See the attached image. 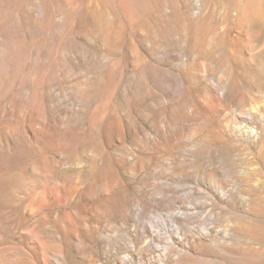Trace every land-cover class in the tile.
I'll list each match as a JSON object with an SVG mask.
<instances>
[{
  "label": "rangeland",
  "instance_id": "rangeland-1",
  "mask_svg": "<svg viewBox=\"0 0 264 264\" xmlns=\"http://www.w3.org/2000/svg\"><path fill=\"white\" fill-rule=\"evenodd\" d=\"M129 254L264 264V0H0V264Z\"/></svg>",
  "mask_w": 264,
  "mask_h": 264
},
{
  "label": "bare ground",
  "instance_id": "bare-ground-1",
  "mask_svg": "<svg viewBox=\"0 0 264 264\" xmlns=\"http://www.w3.org/2000/svg\"><path fill=\"white\" fill-rule=\"evenodd\" d=\"M246 11V10H245ZM244 11V12H245ZM246 13V12H245ZM247 13H250L251 14V12H247ZM253 13V12H252ZM243 15V14H242ZM252 15V14H251ZM244 16V15H243ZM242 16V17H243ZM258 17V16H257ZM209 97H210V99H211V101H209V100H207V102H210V103H212L211 104V107H213V108H215V107H217L218 108V105H219V103H220V96H219V94H218V91L215 89V87L214 88H210V90H209ZM208 99V98H207ZM223 105V104H222ZM216 109V108H215ZM225 111V110H224ZM223 113V112H222ZM224 114V113H223ZM228 114V113H227ZM240 117V116H239ZM227 118V117H226ZM235 119H237V118H235ZM229 120V119H228ZM227 122V121H226ZM234 122V121H233ZM227 123H229V122H227ZM152 127H153V129H154V131H155V133L153 134V136L152 137H146L147 139H149L150 140V142L152 143V147H153V145L155 146V145H159V144H162V145H170V144H172V143H174V141L175 140H177L179 137H180V135L184 132V129L182 128L181 129V127L177 124V125H173V126H170V127H167V126H165V124L163 123V122H161V120L160 119H154L153 121H152ZM229 125V124H228ZM227 127V126H226ZM244 127V126H243ZM249 127V126H248ZM194 130V129H193ZM231 130V129H230ZM245 130V129H244ZM246 132L248 131L247 129L245 130ZM250 131H251V129H250ZM193 132V131H192ZM192 132H191V134H192ZM244 132V131H243ZM252 132V131H251ZM196 133V132H195ZM250 133V132H249ZM253 133V132H252ZM189 134V133H188ZM251 134V133H250ZM192 135H194V134H192ZM192 135H190V136H192ZM243 135H245V134H243ZM247 135H248V133H247ZM246 135V136H247ZM251 136V135H250ZM140 137V139H138L137 137H135V140L136 139H138L137 141H136V143H134V145H135V148L137 147V148H141L142 147V143L144 144V145H147L148 143L145 141V139H144V137L145 136H139ZM191 138V137H190ZM144 139V140H143ZM149 146V145H148ZM148 146H147V148H146V150L147 149H150V148H148ZM136 148V149H137ZM145 147H143V149H144ZM212 149V148H211ZM142 150V149H141ZM145 150V149H144ZM152 149H150V151H151ZM153 150H155L154 148H153ZM190 150V149H189ZM188 150V151H189ZM156 151V150H155ZM191 152L193 151L192 149L190 150ZM148 152V151H147ZM152 152V151H151ZM148 161L149 162H151V163H153L155 160H156V155H154V154H150L149 156H148ZM143 161H144V159H143ZM157 162V161H156ZM145 163H146V161H145ZM154 169H156V168H154ZM153 168L151 169H147V171L145 172V177H147V178H155V176L157 175V171L156 170H154ZM163 172V171H162ZM161 172V173H162ZM178 175V174H177ZM180 176H182V175H180ZM180 176H179V178H180ZM192 177H193V180L194 179H196L195 178V176L194 175H191ZM157 177H158V175H157ZM156 177V178H157ZM160 177V176H159ZM158 177V178H159ZM177 177V176H176ZM209 177V176H208ZM210 178H208V180H209ZM211 180L214 182V183H216V187L215 188H218V186H220L219 185V183L217 182V179H216V175H214V174H212L211 175ZM209 182H211V181H209ZM208 182V183H209ZM212 183V182H211ZM215 185V184H214ZM212 186V185H211ZM214 187V186H213ZM210 188H212V187H210ZM192 189V188H191ZM212 189H214V188H212ZM161 190V189H160ZM219 190V189H218ZM151 191V190H150ZM149 191V192H150ZM161 191H163V190H161ZM170 191V190H169ZM193 191V190H192ZM214 191V190H213ZM217 191V190H216ZM220 191V190H219ZM152 192V191H151ZM148 193V197H149V200H153V201H156V202H158L159 201V203L160 202H162V201H160V199H161V197L162 196H164V198H165V194L164 195H161V197L160 198H158V196H160V195H158V192L156 193L157 195H154L153 193ZM169 193V192H168ZM174 193V192H173ZM160 194H162V192H160ZM170 194H172V192L170 193ZM173 195V194H172ZM111 197H107L106 196V198L107 199H109V200H112V195H110ZM174 196V195H173ZM166 197H167V195H166ZM172 197V196H171ZM163 197H162V199H164ZM168 198V197H167ZM175 198V197H174ZM106 200V199H105ZM109 200H107V201H109ZM114 200V199H113ZM177 200V199H176ZM150 201V202H151ZM170 201H171V199H170ZM174 201V200H173ZM175 202H177V201H175ZM179 202V201H178ZM155 203V202H154ZM139 204V203H138ZM156 205H157V203H155ZM163 204V203H162ZM110 205V204H109ZM109 205H108V203L106 202V201H104V202H100V203H98L96 206H90V207H86V208H83L82 209V211L84 210V213H86V212H91V213H94V214H97V215H102V216H106V215H108L109 214V212H110V208H109ZM141 205V204H140ZM159 205H161V204H159ZM139 206V205H138ZM162 206V205H161ZM140 207V206H139ZM142 207V206H141ZM137 208V207H136ZM138 209V208H137ZM130 213V212H129ZM135 213V212H134ZM136 214V213H135ZM134 214V215H135ZM141 215V214H140ZM139 215V216H140ZM131 216H133V215H131ZM138 216V215H137ZM130 217V216H129ZM133 219L135 218V217H132ZM141 218V217H140ZM131 219V218H130ZM129 219V220H130ZM132 220V219H131ZM142 222V221H141ZM82 224H84V223H82ZM137 224L138 223H136V225H135V227L137 226ZM140 225V224H139ZM80 226V225H79ZM145 226V225H144ZM85 227V226H84ZM88 227V226H87ZM93 227V226H92ZM142 227H143V225H142ZM82 228H83V226H82ZM82 228H80V229H82ZM89 228H90V226H89ZM108 228V227H107ZM106 228V229H107ZM85 230H88V229H86V228H84ZM92 229H94V227L92 228ZM97 229V228H96ZM109 229V228H108ZM142 229V228H141ZM103 230V229H102ZM89 231V230H88ZM87 231V232H88ZM93 231V230H92ZM120 231V230H119ZM119 231H111L110 229L109 230H105L104 232H103V236L101 235V237L103 238V241L105 242V244H106V246L107 247H110L111 248V250H112V248H116L117 249V247L121 244L120 243V234H118L119 233ZM140 232H141V230H139ZM138 231V232H139ZM83 232V231H82ZM143 232L144 233H149L150 232V230H149V228L147 227V226H145L144 228H143ZM94 233H96V231L94 232ZM98 233V232H97ZM131 233V232H130ZM134 233H136V232H134ZM142 233V232H141ZM151 233V232H150ZM81 234H84V233H81ZM122 235V234H121ZM138 235V234H137ZM147 235V234H146ZM85 236H87V235H85ZM90 236V235H89ZM150 236V235H149ZM98 237V236H97ZM123 237V236H122ZM141 237V236H140ZM144 238L145 237H147V236H143ZM143 237H141V238H143ZM133 236L131 237V238H128V243H130L131 245L133 244V242H134V244H135V241H133ZM137 238V237H136ZM143 238V239H144ZM149 238V237H148ZM151 238H153L152 237V235H151ZM125 240H126V238H125ZM135 240V239H134ZM144 240H146V239H144ZM127 241V240H126ZM149 241V243H150V240H148ZM101 242V241H100ZM121 242H122V240H121ZM145 242V241H144ZM128 243H126V244H128ZM104 244V243H103ZM129 244V245H130ZM152 244V243H151ZM135 246V245H134ZM147 246H149V245H147ZM120 249V248H119ZM147 249V248H146ZM149 251V250H148ZM117 252V251H116ZM94 258V257H93ZM93 258L91 257V259L93 260ZM82 261V260H81ZM130 262H132V257L130 256V254L129 255H123V257L122 258H118L116 261H115V263L116 264H127V263H130ZM91 264H95L94 263V261L91 263Z\"/></svg>",
  "mask_w": 264,
  "mask_h": 264
}]
</instances>
